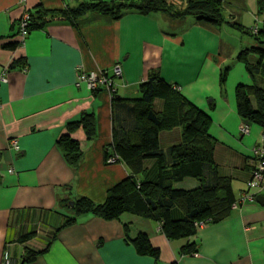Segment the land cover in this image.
Here are the masks:
<instances>
[{
  "label": "crops",
  "instance_id": "1",
  "mask_svg": "<svg viewBox=\"0 0 264 264\" xmlns=\"http://www.w3.org/2000/svg\"><path fill=\"white\" fill-rule=\"evenodd\" d=\"M83 1L0 0V77L7 80L0 84V264L6 250L22 264L24 246L18 240L29 232L39 233L32 245H47L63 215L69 214L61 201L86 197L102 204L108 191L131 173L121 162L105 161L113 141V92L108 87L93 91L85 83L78 85L81 73L107 75L113 80L114 93L123 98L139 97L141 83L153 72L181 87L182 95L211 118L209 133L218 144L216 162L222 175L236 178L237 201L249 178L252 151L264 146L262 129L241 119L235 96L239 85L264 89V71L253 77L239 60L256 44L244 43L243 38L235 42L229 36L225 40L222 30L228 26L218 28L194 18L173 22L159 13L131 11L118 20L88 14L76 26L51 21L29 30L19 47H7L19 43L25 13L39 6L74 8ZM246 1L259 9V0ZM230 2L231 7L233 2L236 7L240 4V0ZM254 18L251 33L258 26L259 16ZM248 55L255 56V51ZM117 65L122 70L118 78L114 76ZM225 70L227 81L221 89ZM84 113L94 114L96 137L88 141L81 127L71 135L83 152L78 168L73 169L58 142L68 134L67 124L80 121ZM244 124L250 126L248 135L240 132ZM180 137V129L166 131L162 146L177 144ZM154 176L153 169L150 180ZM197 185L187 179L178 187L189 190ZM251 193L255 194L252 201L242 200L226 220L201 227L189 241L170 240L157 222L138 216L106 221L92 213L82 215L31 264H264V204L255 201L264 197V183ZM125 225L131 239L146 233L159 257L140 256L126 241ZM189 243H194L198 254L183 252Z\"/></svg>",
  "mask_w": 264,
  "mask_h": 264
},
{
  "label": "trees",
  "instance_id": "2",
  "mask_svg": "<svg viewBox=\"0 0 264 264\" xmlns=\"http://www.w3.org/2000/svg\"><path fill=\"white\" fill-rule=\"evenodd\" d=\"M258 3L259 13L264 15V0ZM225 4V0H85L74 8L63 10H48L39 6L28 13L29 30L42 28L51 21L69 22L76 26L79 19L88 14L118 20L133 11L140 15L159 13L173 22H182L191 17L218 28L228 26L243 31L244 26L236 16L230 14L228 18L224 14ZM247 30V34L253 33L256 47L244 51L239 60L249 74L256 77L264 71V24L252 28V33ZM20 45L19 42L7 47L15 49ZM250 51H255V56H249ZM227 74L228 70L221 74V89L225 87ZM103 87L99 86L94 91ZM108 89L113 92V141L106 149L105 161L107 164H111V160L121 162L131 173L108 191L107 199L102 204L86 197L77 198L73 207L69 201H61V208H66L69 214L63 215L61 224L45 247L35 243L32 245L38 232L32 231L19 238L18 242L24 246L20 260L22 264H31L46 254L60 231L75 225L79 217L90 213L106 221H120L124 215L142 217L157 222L168 239L189 241L201 227L226 220L232 208L244 200L243 196L251 193L253 182L256 181L259 188L264 183V156L252 152L249 178L241 191L240 201L236 200V178L222 175L216 162L218 144L209 133L211 118L182 95L181 87L165 82L153 72L141 83L139 97H119L114 93L113 85ZM235 96L241 119L260 127L264 134V89L256 84L239 85ZM66 127L68 134L59 140L58 147L69 166L77 169L83 152L81 143L71 135L81 127L86 139L93 140L96 137L95 116L84 113L80 121L69 123ZM173 129L181 130V140L165 148L161 136ZM257 148L264 150L263 145ZM261 164L263 169L260 168ZM153 169L155 179L150 180ZM257 176H262L263 180L259 182ZM187 179L197 181V187L189 190L179 188ZM58 212L53 211L55 215ZM124 230L127 243L130 242L140 256L159 257V251L146 233L141 232L131 239L129 225H125ZM183 252L198 254L194 243H189ZM10 261L19 264L13 256H10Z\"/></svg>",
  "mask_w": 264,
  "mask_h": 264
},
{
  "label": "built area",
  "instance_id": "3",
  "mask_svg": "<svg viewBox=\"0 0 264 264\" xmlns=\"http://www.w3.org/2000/svg\"><path fill=\"white\" fill-rule=\"evenodd\" d=\"M26 2V0H21V3H24ZM29 14L28 13H25L20 21V24H19V42L21 43V45L24 43V40L25 38L28 36L29 34ZM115 77L118 78V77H121L122 76V70H121V67L120 66H115ZM6 78L5 77H0V84L6 82ZM77 81H78V85L82 84V83H85L88 85V87L91 89V90H96L99 86H104V87H108V88H111L112 85H113V80L111 78H108L107 75L105 74H101V73H95V72H92V73H81L77 76ZM249 133V129L247 127H242L241 128V134H248ZM12 146L13 148L16 150L18 149V144L17 142L14 140L12 141ZM258 149V148H257ZM254 154H260V156H264V150H258V151H254ZM110 163H114L116 161H109ZM261 169H263V166L261 164ZM12 171V170H11ZM257 179L259 180V182H261L263 180V177L262 176H257ZM255 187V188H254ZM251 189H258L259 188V185L258 183L255 181L251 184L250 186ZM253 190V191H254ZM252 191V192H253ZM244 200H253L255 197H254V194L252 193H249V194H246L243 196ZM2 264H12V262L10 261V256L8 254V252H5L4 254V258H3V263Z\"/></svg>",
  "mask_w": 264,
  "mask_h": 264
},
{
  "label": "rangeland",
  "instance_id": "4",
  "mask_svg": "<svg viewBox=\"0 0 264 264\" xmlns=\"http://www.w3.org/2000/svg\"><path fill=\"white\" fill-rule=\"evenodd\" d=\"M225 3L226 4L224 5V14H226L228 18L230 14L232 13L235 14L237 16L236 18L238 19L239 23L244 26L243 31H239V30L227 28V27L224 28L222 30V33H223V37L225 38V40L228 41L229 37H231L234 39L235 42L237 41L239 42L240 38H243L244 43L253 42L255 44L256 39L254 37L252 38V36L248 35L246 32H248L247 29L251 28L254 25L255 15L259 16V20L256 21V24L258 25L262 24L261 20H263V17L258 11L257 4L256 3L253 4L252 2V5L251 4L248 5L246 0H240V4L237 7L235 6L234 2H233V7H231L230 0H225ZM188 18H191V17H188ZM188 18H186L185 20H187ZM262 47H264V45ZM258 150H262V148H258L256 151ZM256 155H260V154H256ZM253 190L254 189H251V192Z\"/></svg>",
  "mask_w": 264,
  "mask_h": 264
},
{
  "label": "water",
  "instance_id": "5",
  "mask_svg": "<svg viewBox=\"0 0 264 264\" xmlns=\"http://www.w3.org/2000/svg\"><path fill=\"white\" fill-rule=\"evenodd\" d=\"M255 201L263 205L264 204V197L263 196L256 197ZM70 205L73 207L74 203L71 202Z\"/></svg>",
  "mask_w": 264,
  "mask_h": 264
},
{
  "label": "bare ground",
  "instance_id": "6",
  "mask_svg": "<svg viewBox=\"0 0 264 264\" xmlns=\"http://www.w3.org/2000/svg\"><path fill=\"white\" fill-rule=\"evenodd\" d=\"M242 127H247V128L249 129V133H250L251 129H250V126H249V125L244 124V125H241V128H242ZM240 132H241V129H240ZM249 133H248V134H249ZM248 134H243V135H248ZM255 150H257V149L254 148L252 152H254ZM70 202H74V201H70Z\"/></svg>",
  "mask_w": 264,
  "mask_h": 264
}]
</instances>
